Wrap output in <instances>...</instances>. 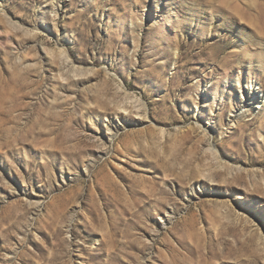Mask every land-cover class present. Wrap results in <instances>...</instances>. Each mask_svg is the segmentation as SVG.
<instances>
[{
    "label": "rangeland",
    "instance_id": "obj_1",
    "mask_svg": "<svg viewBox=\"0 0 264 264\" xmlns=\"http://www.w3.org/2000/svg\"><path fill=\"white\" fill-rule=\"evenodd\" d=\"M0 264H264V0H0Z\"/></svg>",
    "mask_w": 264,
    "mask_h": 264
},
{
    "label": "bare ground",
    "instance_id": "obj_2",
    "mask_svg": "<svg viewBox=\"0 0 264 264\" xmlns=\"http://www.w3.org/2000/svg\"><path fill=\"white\" fill-rule=\"evenodd\" d=\"M259 92L260 91L258 90V87H256V85L252 84L251 82H248L247 89H245L243 91V93H245V99H246L245 101L246 102H250V100H251L250 98H252V100H254V98H258V93ZM115 133H116V131H115ZM115 133H113L112 135H109L108 137L111 138V139L114 138V134ZM207 147L212 152V154H214L215 156H217L216 151L212 149V146H211V143L210 142H207Z\"/></svg>",
    "mask_w": 264,
    "mask_h": 264
}]
</instances>
